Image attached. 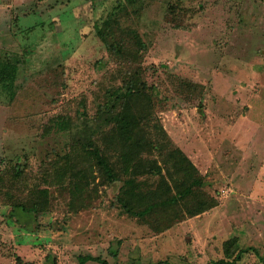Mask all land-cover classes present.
Listing matches in <instances>:
<instances>
[{"label": "rangeland", "instance_id": "rangeland-1", "mask_svg": "<svg viewBox=\"0 0 264 264\" xmlns=\"http://www.w3.org/2000/svg\"><path fill=\"white\" fill-rule=\"evenodd\" d=\"M121 40L154 91L150 157L175 193V149L205 183L153 218L119 206L86 152L131 70L108 50ZM86 255L263 264L264 0H0V264Z\"/></svg>", "mask_w": 264, "mask_h": 264}, {"label": "trees", "instance_id": "trees-1", "mask_svg": "<svg viewBox=\"0 0 264 264\" xmlns=\"http://www.w3.org/2000/svg\"><path fill=\"white\" fill-rule=\"evenodd\" d=\"M135 45L133 41L121 40L111 44L108 49L116 62L127 64L131 70L126 76L124 90L111 94L117 102L116 110L111 108L115 104L99 109L95 119L105 121L107 126L101 129L99 139L91 138V144L86 152L98 161L108 183L122 182L116 203L127 212L146 219L157 216L160 211H175L179 201L194 196L195 186L203 187L205 183L201 176L195 177V168L188 157L180 149H175L170 152L169 162L177 173L184 174L182 182L175 187L177 188L175 193L163 174V165L150 157L154 144L148 137V130L155 117L152 101L154 91L144 81L142 69L132 65L135 64L131 62ZM153 127L165 134L159 122L153 124ZM81 151L85 153V148L81 147ZM154 177H159L158 182L146 186L148 179ZM205 208L207 206H202L199 211ZM250 250L256 252L255 248ZM243 252L245 250L238 254L237 260L241 258ZM112 253L115 255L116 251ZM260 260L264 264V260L262 258ZM79 261L80 264L89 261L109 264L101 257L92 255L83 256ZM17 264L30 263H23L18 258Z\"/></svg>", "mask_w": 264, "mask_h": 264}]
</instances>
